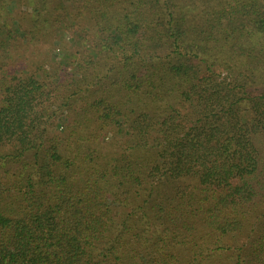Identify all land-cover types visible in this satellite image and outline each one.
<instances>
[{"label": "trees", "instance_id": "trees-1", "mask_svg": "<svg viewBox=\"0 0 264 264\" xmlns=\"http://www.w3.org/2000/svg\"><path fill=\"white\" fill-rule=\"evenodd\" d=\"M0 264H264V0H0Z\"/></svg>", "mask_w": 264, "mask_h": 264}, {"label": "rangeland", "instance_id": "rangeland-1", "mask_svg": "<svg viewBox=\"0 0 264 264\" xmlns=\"http://www.w3.org/2000/svg\"><path fill=\"white\" fill-rule=\"evenodd\" d=\"M6 9L8 10L9 12V21H11L13 18H14V13H13V10H9V8L6 7ZM53 50V49H52ZM54 54L56 57H61V53L58 51V49H54L53 50Z\"/></svg>", "mask_w": 264, "mask_h": 264}]
</instances>
